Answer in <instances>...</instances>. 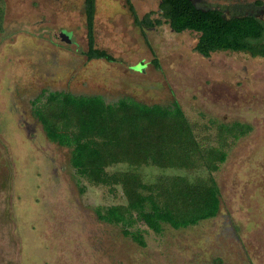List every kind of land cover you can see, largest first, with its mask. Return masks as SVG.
I'll use <instances>...</instances> for the list:
<instances>
[{
    "label": "rangeland",
    "instance_id": "1",
    "mask_svg": "<svg viewBox=\"0 0 264 264\" xmlns=\"http://www.w3.org/2000/svg\"><path fill=\"white\" fill-rule=\"evenodd\" d=\"M128 5L138 18L156 17L157 0H94L93 47L113 58L106 62L85 57L83 0H0V264H264V58L230 51L203 58L193 49L195 33L137 27ZM41 92L108 104L176 102L199 139L212 138L216 125L247 128L213 174L216 215L184 229L162 224L160 234L139 222L143 246L100 221L95 209L124 204L120 191L76 177L70 149L49 141L32 113ZM139 172L146 182L206 176Z\"/></svg>",
    "mask_w": 264,
    "mask_h": 264
},
{
    "label": "trees",
    "instance_id": "2",
    "mask_svg": "<svg viewBox=\"0 0 264 264\" xmlns=\"http://www.w3.org/2000/svg\"><path fill=\"white\" fill-rule=\"evenodd\" d=\"M128 9L137 27L165 24L174 33H195L193 49L203 58L220 51L264 57V28L252 18L223 20L216 13L193 10L186 0H159L155 18H151L152 12L138 18L129 5ZM83 11L86 59L112 62L111 56L93 47L94 0H84ZM1 21L0 7V29ZM31 105L47 139L70 149L69 164L76 177L110 193L119 189L124 204L97 207L95 214L102 222L120 225L124 234L140 246L144 243L136 228L139 222L152 233L160 234L162 224L184 229L216 215L219 201L213 174L225 161L232 141L247 132L239 124L216 125L212 138L209 134L200 138L208 142L201 145L197 124L186 118L176 102L169 107L130 99L108 104L100 96L41 92ZM209 125L200 128L208 132ZM116 165L126 169L108 171ZM141 168L204 170L206 176L159 175L146 182L139 172Z\"/></svg>",
    "mask_w": 264,
    "mask_h": 264
},
{
    "label": "flooded vegetation",
    "instance_id": "3",
    "mask_svg": "<svg viewBox=\"0 0 264 264\" xmlns=\"http://www.w3.org/2000/svg\"><path fill=\"white\" fill-rule=\"evenodd\" d=\"M193 10L216 13L223 20L252 18L264 28V0H186ZM159 0H157V5ZM84 6V0H83ZM261 44L264 45V31ZM264 58V57H258Z\"/></svg>",
    "mask_w": 264,
    "mask_h": 264
},
{
    "label": "water",
    "instance_id": "4",
    "mask_svg": "<svg viewBox=\"0 0 264 264\" xmlns=\"http://www.w3.org/2000/svg\"><path fill=\"white\" fill-rule=\"evenodd\" d=\"M59 40L61 42H64V43H69V39H68V36L67 34L63 33V32H59Z\"/></svg>",
    "mask_w": 264,
    "mask_h": 264
}]
</instances>
